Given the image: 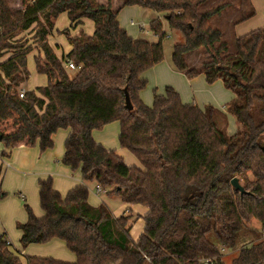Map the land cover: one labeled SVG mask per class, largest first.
<instances>
[{"label": "trees", "instance_id": "16d2710c", "mask_svg": "<svg viewBox=\"0 0 264 264\" xmlns=\"http://www.w3.org/2000/svg\"><path fill=\"white\" fill-rule=\"evenodd\" d=\"M24 5L12 10L0 0V58L27 49L32 39L42 52L37 71L48 83L22 98L19 88L29 76L24 61H13V73L0 71V103L21 122L16 132H0V141L10 146L29 134L31 143L41 138L45 150L52 132L68 127L60 161L79 169L83 181L63 196L51 176L40 179L44 214L25 203L27 220L18 223L23 247L61 239L76 259L26 255L27 264H264V26L226 40L211 18L228 3L210 6V0H124L117 9L98 0H24ZM126 5L159 14L150 23L158 41L134 38L121 26L118 16ZM64 12L71 28L91 19L95 30L59 31L71 45L60 58L50 35ZM163 18L182 35L172 54L175 68L188 78L204 74L210 84L222 80L235 93L226 112L184 102L170 85L155 90L151 105L142 100L145 72L164 59ZM27 32L33 35L27 38ZM66 61L79 68L68 69ZM228 112L239 123L234 133L227 132ZM113 122L120 124V147L135 153L140 166H129L94 138V130ZM234 177L244 193L232 186ZM89 181L108 196L148 206L136 240L129 215L115 217L106 204H90ZM4 194L0 190V199ZM253 219L261 227L252 226ZM240 242L238 254L226 262L224 249ZM0 264H24L5 233Z\"/></svg>", "mask_w": 264, "mask_h": 264}, {"label": "crops", "instance_id": "0c3cea01", "mask_svg": "<svg viewBox=\"0 0 264 264\" xmlns=\"http://www.w3.org/2000/svg\"><path fill=\"white\" fill-rule=\"evenodd\" d=\"M7 1L12 10L25 8L24 0ZM219 1L220 2L217 3V0H210V6L221 3H228V6L221 13L213 16L211 18V23L214 26L219 27L222 32L226 26H233L231 28V38L264 26V0ZM259 15L261 17L255 19ZM85 20L86 19H84L82 24H84ZM216 20H222L226 25H224L223 28L221 26H217L215 24ZM123 27L127 29V27ZM128 32L130 31L128 30ZM93 33L88 34L91 35ZM32 35L33 32H27V38H30ZM131 35L135 37L137 34L133 33ZM29 44L30 46L25 50L19 52L10 51L0 58V71L3 75L13 73L15 70L13 61L15 59H22L27 65L29 76L28 79L20 85V91L30 90L26 88V83H28V80L30 79L31 72H35V69L37 70L36 57L42 54L37 44L32 39L29 40ZM55 45L56 46H53L60 58L66 56L71 50V45L69 44L70 49L67 48V50L61 55L59 48L61 44ZM32 52L35 56V67L34 69L33 67H30V70L28 60ZM160 64L161 63L150 68L144 74L148 82L146 88L140 91V97L146 104L150 105L153 103V98L150 96V89L148 85L152 86L153 96L155 90H161V87L165 89L167 85H170L178 90L184 102H193L200 106L211 104L222 111H225L226 105L235 97V93L226 88L222 80H217L216 82L210 84L206 81L204 74L188 78L184 73L178 71L171 63L165 67V70L167 71V78L166 76L162 77L161 80H158L157 82L154 79L162 70V68L159 67ZM171 79H174V81ZM187 81L191 83V89H188L186 85ZM47 83L48 77L46 74L38 78V86H44L47 85ZM0 126L4 128L0 127V132L5 134L16 132L21 126V122L18 120L17 114L11 108L2 103H0ZM69 132L70 130L68 127H57L51 134L52 145L47 147L45 150H42L41 148V138H37L34 143H31L29 134H27L22 140L13 143L10 146L5 145L4 142L0 141V164L2 165L0 190L5 193L0 199V235L5 233L7 240L11 243V245H15L17 249L20 247L18 244H15L17 241H14V237L18 240L21 238L22 234L21 230L18 228V223L25 222L28 217L24 208L21 206L22 200L27 201L29 205L34 208V211L38 216H42L44 214L41 210L39 211V209H41L39 199V180L51 176L55 189L60 191L63 196H65L71 188L83 182L80 170L79 172H76L72 170L70 166L63 164L60 161L62 155L67 150L65 142L69 136ZM119 133V122H113L104 126L101 130H94L93 136L104 146L110 149H115L117 154L122 156L129 166H140V160L135 153L126 148L120 147ZM111 134L113 135L112 137ZM136 159H138L137 162L135 161ZM88 183H95L97 185L95 181L86 182L87 186ZM89 191V202L90 204L96 206L93 204L94 200H91L90 188ZM14 192L18 193L19 198L13 195ZM95 194H97V192ZM64 243V240L53 239L44 244H30L23 250V253L25 255L38 256L53 255L52 257L56 256L55 258L58 257V259L63 258L68 259V261H73L74 257L71 253H69L66 247L67 245H64Z\"/></svg>", "mask_w": 264, "mask_h": 264}, {"label": "rangeland", "instance_id": "374dc122", "mask_svg": "<svg viewBox=\"0 0 264 264\" xmlns=\"http://www.w3.org/2000/svg\"><path fill=\"white\" fill-rule=\"evenodd\" d=\"M98 1H102L104 3H107L108 1L111 2V5H112L113 9L119 8L120 6L123 5V2H124V0H98ZM219 2L220 1L217 0V3H219ZM160 16H162V15L160 14ZM158 17H159V14L156 11H154L152 9H149V8L141 7L139 5H126V6H124L121 9V11L119 13L120 24H121L122 27L123 26L127 27L126 30L130 31V32H128L130 35L134 33V34H137L134 38L144 39V40H148V41H151V42H156L159 39L157 34L151 29V25H150L151 21L153 19H155V18H158ZM258 17H261V16L259 15L255 19H258ZM162 20H163V29L167 32V34L163 38L164 59L160 62L161 64L159 66L160 68H162V70H161L160 73H158L156 75V77L154 79L157 82H158V80H161L162 77H165L167 75V71L165 70L166 65H168L169 63L174 65L173 61H172V54H173V50H174V45L182 39L181 38L182 35L179 32H177L175 30L173 31L171 28H169V26H168L167 22L164 20V18ZM131 21H133L134 24H132ZM215 24L217 26H221L222 28L224 27V25H226L222 20H220V21L216 20ZM232 27L233 26H229V27L226 26L223 29V32L225 34V35L223 34L224 39L230 41V38L232 36L231 35L232 34V30H231ZM66 28H70V31H71L72 35H75V34L79 33L80 30L84 31L87 34L88 33H93L94 32V22L91 19H86L84 24L79 25L76 28H73V27L71 28L67 12L61 13L58 16V18L56 19L54 31L50 35V42L54 46H56L55 44H61L60 47H59L61 55L70 46L69 43H68L66 35L63 34L62 32H59V31H62L64 29H66ZM141 28H144V29H141ZM131 32H133V33H131ZM61 47H62V49H61ZM233 48H234V46H233ZM230 49H231V47H230ZM203 53H205V52L203 51ZM197 54H194V56L192 58L194 60V62H196V63L201 61V60H199L201 58V56H200L201 54L199 52ZM28 66H29L30 70H31L30 67H33V69L35 67V56H34L33 52L29 56ZM42 75H44V74H41V73L37 72L36 69H35V72L32 71L31 74H30V79L28 80V83H26V88H28L30 90L35 89L38 86V84H37L38 78H40ZM166 78H167V76H166ZM171 80L174 81V79H171ZM30 85H31V88H30ZM186 85H187L188 89L192 88V85H191L190 82L187 81ZM148 87L150 89V96H151V98L154 99L152 86L148 85ZM153 87H155V86H153ZM161 88H162L161 90H158L159 92L160 91L163 92L164 88L163 87H161ZM153 99H152V102H153ZM227 105H226V109H225L224 112L227 111ZM238 125H239V123H238L235 115H233V114L228 112L227 132L228 133H234L238 129ZM0 127L3 128L2 126H0ZM112 136L113 135L111 134V137ZM137 160L138 159H136L135 161L137 162ZM75 171L79 172V169H77ZM88 187L91 190V200L92 199L94 200V201L92 200L94 202V203L92 202L93 204H95L96 206L100 205L101 203L106 204L115 217H119V216H121L123 214L130 216V226H131L130 236H131V238L133 240H136L140 236V234L142 233V231L144 229L145 219H144L143 216L148 212V210H149L148 206H146V205H144L142 203L127 204V203L123 202L120 197L108 196L105 191H101V192L95 194L96 193L95 192V187H96L95 183H88ZM13 195L18 197V193L17 192H14ZM25 203H28V202L22 200L21 206H22V208H24V211L27 214V210L25 208ZM40 208H41V205H40ZM33 210H34V208H33ZM40 210L43 213L42 208L39 209V211ZM251 224H252V226L257 227V228L261 227V222L259 220H257V219H253ZM16 239L17 238L14 237V241L15 242L17 241V243H15V244H18V246L20 248L17 249L15 247V245H11V248L13 250L20 251L21 252V257L23 259L24 264H27L26 255L23 253L24 252L23 250L26 247L22 246V244L20 242V239H18V240H16ZM242 242H240V244L235 249H224V253H225V259L224 260L226 262L229 263L231 261V258L238 254V252H239V250L241 248ZM41 244H44V243H41ZM64 245H66V244L64 243ZM67 249H68L69 253H71V255L74 257V260H75L76 259V255L68 247H67ZM45 256H53V255H45ZM230 256H232V257L230 258ZM54 257H56V256H54ZM61 259L68 261V259H63V258H61Z\"/></svg>", "mask_w": 264, "mask_h": 264}, {"label": "water", "instance_id": "95a60500", "mask_svg": "<svg viewBox=\"0 0 264 264\" xmlns=\"http://www.w3.org/2000/svg\"><path fill=\"white\" fill-rule=\"evenodd\" d=\"M125 101H126V106L129 110H132L133 109V104L131 102V99H130V96L128 94V92L126 91V95H125ZM232 183V186L240 191L241 193H244L245 189L242 185V183L240 182L239 178L238 177H234L231 181Z\"/></svg>", "mask_w": 264, "mask_h": 264}, {"label": "built area", "instance_id": "2783aa9c", "mask_svg": "<svg viewBox=\"0 0 264 264\" xmlns=\"http://www.w3.org/2000/svg\"><path fill=\"white\" fill-rule=\"evenodd\" d=\"M131 23L134 24L133 21H131ZM65 65H66V67L68 69H77V68H79L73 61H69V62L66 61L65 62ZM24 93H25V91L24 90L23 91L21 90L20 93H19L20 97L23 98L24 97ZM101 191H103V188L99 184H97L96 185V192L99 193Z\"/></svg>", "mask_w": 264, "mask_h": 264}]
</instances>
